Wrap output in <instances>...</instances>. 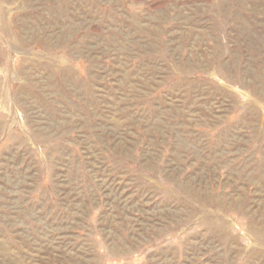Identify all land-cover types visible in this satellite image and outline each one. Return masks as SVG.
Returning <instances> with one entry per match:
<instances>
[{
	"label": "rangeland",
	"instance_id": "rangeland-1",
	"mask_svg": "<svg viewBox=\"0 0 264 264\" xmlns=\"http://www.w3.org/2000/svg\"><path fill=\"white\" fill-rule=\"evenodd\" d=\"M0 264H264V0H0Z\"/></svg>",
	"mask_w": 264,
	"mask_h": 264
}]
</instances>
